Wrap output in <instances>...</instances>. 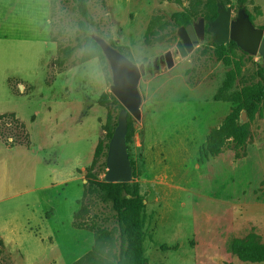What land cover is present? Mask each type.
Wrapping results in <instances>:
<instances>
[{
	"label": "rangeland",
	"instance_id": "obj_1",
	"mask_svg": "<svg viewBox=\"0 0 264 264\" xmlns=\"http://www.w3.org/2000/svg\"><path fill=\"white\" fill-rule=\"evenodd\" d=\"M214 1L88 0L94 29L134 62L174 55L171 69L141 78V120L131 117L148 264H254L227 245L249 234L264 243V100L250 115L229 101L264 72V0L218 1L231 9V35L243 21L262 32L256 53L230 37L233 47L220 50L228 61L211 34L187 35L196 17L213 15ZM175 14L192 17L178 27ZM85 27L72 0H0V116L14 114L30 139L26 148L0 138V264H74L93 245L92 233L72 222L108 113L98 99L111 94V80L101 59L88 57ZM78 39L80 48L58 67ZM231 71L235 79L224 89ZM232 112L248 128L245 146L259 148L243 156L245 146L229 143L198 162L206 136ZM0 128L13 144L25 139L2 120ZM41 149L51 151L43 158Z\"/></svg>",
	"mask_w": 264,
	"mask_h": 264
},
{
	"label": "trees",
	"instance_id": "obj_2",
	"mask_svg": "<svg viewBox=\"0 0 264 264\" xmlns=\"http://www.w3.org/2000/svg\"><path fill=\"white\" fill-rule=\"evenodd\" d=\"M77 14L84 20H88L89 25L94 26L93 20L89 17L88 0H72ZM215 0L213 15L204 17L206 27L208 23L214 20L219 10L224 4ZM240 2L242 0H239ZM191 15L175 14L174 22L178 27L186 26ZM196 17L193 21H195ZM89 27L84 28L83 43L87 44L89 59L100 58L105 68L106 61L100 48L95 42L86 37ZM98 32L106 38L113 46H116L101 31ZM206 34H210L206 31ZM218 52L220 59L228 61L221 54V47H217L211 42ZM229 47H233V41H229ZM81 41L75 46L68 45L63 51L61 57L57 60L58 67H64L70 60L73 52L80 48ZM119 48V47H117ZM119 50H121L119 48ZM121 52L125 54L122 50ZM126 55V54H125ZM127 56V55H126ZM236 72H229L224 83V89L229 88L235 79ZM259 81L243 85L240 93H234L229 101L240 104L249 115L256 110L259 104L264 100V72H259ZM220 96L216 95L215 100ZM98 103L107 107L108 113L106 122L102 127L103 135L99 138L94 150V156L91 164L85 168L83 196L79 201V209L74 213L72 226L77 230H85L93 235V245L91 250L74 264H148L143 254V219L144 200L140 195L139 185L136 181L128 183H106L99 174L106 169V157L109 142L118 125V116L123 111V107L113 97L112 94L103 93L98 99ZM238 116L235 113L228 115L225 120L210 131L206 143L203 146L198 162L202 163L210 157H216L232 143L234 148H243L249 141V133L246 125H240L237 122ZM4 128L18 129L25 139L18 143L9 142V138L0 128V138L10 146L22 145L26 148L30 145V139L26 133L25 127L19 122L14 114L7 113L0 116ZM127 132L125 143L129 162L132 167V177L136 176L135 162L130 155V144L134 135L133 121L129 114L126 115ZM244 156V155H243ZM235 154V158L243 157ZM104 209V211L102 210ZM228 252L242 262L254 264H264V243H261L255 234H249L245 238H233L227 245Z\"/></svg>",
	"mask_w": 264,
	"mask_h": 264
},
{
	"label": "water",
	"instance_id": "obj_3",
	"mask_svg": "<svg viewBox=\"0 0 264 264\" xmlns=\"http://www.w3.org/2000/svg\"><path fill=\"white\" fill-rule=\"evenodd\" d=\"M230 16L231 9L222 7L217 17L210 21L207 27L204 17L201 16L187 27V35L193 40H204L208 31L217 47L228 44L232 37L233 41L256 53L262 39V32L255 31L243 21L239 23L238 32L231 35ZM86 37L100 48L111 80L109 91L123 107V111L118 116V125L109 142L104 181L106 183L132 182V167L125 143L126 115L129 114L137 122L141 120L143 102L139 87L141 78L157 73L159 70L171 69L175 64L174 55L172 51H167L156 57L153 62L136 63L98 33L93 25H89Z\"/></svg>",
	"mask_w": 264,
	"mask_h": 264
},
{
	"label": "crops",
	"instance_id": "obj_4",
	"mask_svg": "<svg viewBox=\"0 0 264 264\" xmlns=\"http://www.w3.org/2000/svg\"><path fill=\"white\" fill-rule=\"evenodd\" d=\"M206 138H207V136H206ZM205 143H206V140H205ZM205 144H203L201 147H200V149L202 150V148H203V146H204ZM260 146V145H259ZM259 146L257 147V146H255L254 148H252V147H249V144L247 145V146H245L244 148H245V155L244 156H247L246 154H248V150L249 149H256V148H259ZM259 150V149H258ZM51 150H46V149H41V151H40V153H42V156H43V158H45V156L47 155V153L48 152H50ZM225 151V149L222 151V153ZM220 155V154H219ZM231 156H233V154H231ZM234 156H235V150H234ZM241 160H243V157L240 159V161ZM249 209H251V211L249 212V214L250 213H253V212H255L256 211V207H255V204H253V206L251 207V208H249Z\"/></svg>",
	"mask_w": 264,
	"mask_h": 264
}]
</instances>
